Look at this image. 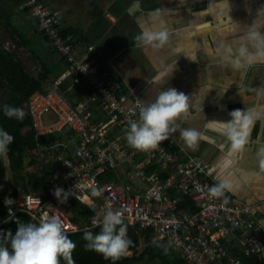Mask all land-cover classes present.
Here are the masks:
<instances>
[{
    "label": "crops",
    "instance_id": "crops-1",
    "mask_svg": "<svg viewBox=\"0 0 264 264\" xmlns=\"http://www.w3.org/2000/svg\"><path fill=\"white\" fill-rule=\"evenodd\" d=\"M2 1L0 44L34 77L48 74L44 92L51 90L59 77L66 93L74 90L68 65L53 52L37 24H32L29 17L35 18L30 11L25 5L17 7L12 0ZM41 1L59 12L62 32L70 37L76 57H95L103 68L117 69L130 97L147 104L158 92L174 87L190 98L187 113L176 123L181 128L197 129L198 141L188 147L177 132L161 144L167 146L173 141L182 158L203 164L214 185H225L231 197L250 205L264 227V61L239 69L222 61L224 46L235 51L248 27L253 25L264 34V0ZM146 30H166L167 44L161 48L143 44L139 37ZM91 47L93 51L89 52ZM248 47L255 51L252 44ZM83 93L74 101L88 104L91 120L107 121L103 111L89 102L88 93ZM7 97L0 89V101L7 102ZM236 109L252 121L245 145L239 151L232 150L223 125ZM118 132L119 129H112L111 138L118 137ZM56 136L65 141L71 134L66 130ZM72 148L74 144L67 151L70 157ZM134 161L144 164L146 173L160 181L175 179L173 172L160 169L143 154L135 155ZM11 180L12 183L7 180L5 192H15L12 177ZM99 182L115 184L126 197L143 194L149 186L126 164ZM169 195L179 206L182 197L172 190ZM72 202L78 201L70 196L61 205H70L71 209L65 210L75 218ZM80 204L88 206L87 201ZM151 237L158 239L152 232ZM139 244L146 247L144 237H140Z\"/></svg>",
    "mask_w": 264,
    "mask_h": 264
},
{
    "label": "built area",
    "instance_id": "built-area-1",
    "mask_svg": "<svg viewBox=\"0 0 264 264\" xmlns=\"http://www.w3.org/2000/svg\"><path fill=\"white\" fill-rule=\"evenodd\" d=\"M25 7L54 51L68 65L75 77L74 84L89 91V102L103 111L107 121L91 120L87 103L73 107L59 91L62 78L55 81L48 93L34 92L28 108L37 147L32 151L36 162L29 171L44 175L53 168L54 176L47 183L46 201L43 195L28 192L7 191L0 196V227L19 214L24 213L37 223L47 214L59 216L67 234H77L99 227L94 225V220L111 208L122 212L124 223L151 230L159 240L167 241L186 264H244L240 257L227 256L222 240L232 236L237 237L247 256L256 255L264 260V227L253 208L231 197L226 188L223 195L213 196L210 189L218 186L210 179L206 167L182 158L173 141L149 152L130 147L126 140L129 122L139 119L140 107L145 104L137 97H130L117 69L103 68L95 57L75 56L70 37L62 32L58 11L41 0H25ZM47 115L52 117L46 121ZM114 128L119 129L118 137L111 138ZM66 130L71 137L65 141L51 145L41 142L42 137ZM71 144L74 153L70 157L67 151ZM137 154L145 155L147 161L151 159L160 169L173 172L175 179L160 181L147 174L144 164L135 163ZM124 164L132 166L136 176L149 183L143 194L126 197L115 184H100V178ZM92 186L102 189V195L93 196ZM56 187L74 192L76 195L71 197L79 203L88 202L92 214L86 225L80 226L72 213L57 201L53 195ZM170 190L187 197L193 209L180 208L170 197Z\"/></svg>",
    "mask_w": 264,
    "mask_h": 264
},
{
    "label": "clouds",
    "instance_id": "clouds-1",
    "mask_svg": "<svg viewBox=\"0 0 264 264\" xmlns=\"http://www.w3.org/2000/svg\"><path fill=\"white\" fill-rule=\"evenodd\" d=\"M139 39L145 45L161 48L167 44L169 37L166 30H146ZM249 44H252L255 51L249 50ZM222 61L237 69L245 64L264 61V34L255 30L253 25L248 27L246 36L241 38L235 51L231 46H224ZM187 111L188 96L183 92L174 87L158 92L151 102L140 107L139 119L129 122L126 132L129 146L138 151H153L177 132L188 147L194 146L200 137L199 131L194 128H181L176 123ZM3 112L8 118L18 121H23L26 115L22 108L10 105H4ZM230 116L229 121L223 122L224 134L231 142L232 150L239 151L245 145L252 121L241 109L233 110ZM13 143L14 137L0 128V156L6 157L9 146ZM224 187L226 186L214 187L210 192L213 196H221ZM102 191L96 186L91 187L93 196L99 197ZM53 195L63 204L70 196L76 194L71 190L65 191L56 187ZM7 202L11 203V200ZM94 225L99 226L101 230L98 234L90 230L84 232L85 251H94L112 262L130 254L132 241L127 236V225L124 223L122 212L107 208L102 216L96 217ZM2 239L8 243L0 244V264H60L61 258L66 264H76L73 253L77 245L69 238L59 216L45 214L38 223H19L14 234L9 231Z\"/></svg>",
    "mask_w": 264,
    "mask_h": 264
},
{
    "label": "trees",
    "instance_id": "trees-1",
    "mask_svg": "<svg viewBox=\"0 0 264 264\" xmlns=\"http://www.w3.org/2000/svg\"><path fill=\"white\" fill-rule=\"evenodd\" d=\"M12 1H14L17 7L25 5V0ZM3 2L5 1L0 0V4H3ZM53 52L58 55L54 49ZM47 76L48 74H43L39 77H34L11 52L7 51V49L0 44V89H2L8 96L7 102L3 103L0 101V128L14 137V143L9 146V152L7 154L9 171L14 182V189L17 193L28 192L36 195L41 194L45 201L48 199L46 193L47 183L51 182L54 176V170L53 168H50L44 175L29 171V168H31L36 162V158L32 151L37 147V136L33 128L32 118L29 114L28 102L30 96L34 94V92L48 93V91L44 92L43 90V84L47 79ZM74 79L75 77L73 75L72 82H74ZM62 84L63 83L59 86V91L67 97L73 107L79 104L78 102H75L74 99H79L82 92H84L83 94L88 93L89 95L87 89H80L79 86L75 84L74 90L66 93V90L62 88ZM4 105L22 108L26 114L23 121H18L15 118H8L5 116L3 112ZM56 141H62L61 136L51 135L49 137L45 136L41 138V142L45 145H51ZM71 204L75 214L74 220L76 222L80 219L86 220L91 216L92 212L88 206L80 204L79 202H72ZM190 204L191 202L187 197L180 198V208L184 210H192L193 208ZM28 222L37 223L23 213L17 215L1 226L0 244L8 243L2 239L4 234L9 231L14 234L17 224ZM126 225L127 236L132 241L129 249L130 254L115 262L105 260L100 254L94 251L84 250L86 241L83 239V234L85 231L77 234H68L69 238L77 245L76 250L73 253V258L76 264H186L182 255L174 251L167 241L153 239L151 237L152 231H139L134 226L129 224ZM88 230L92 231L94 234H98L101 229L100 227H95ZM140 237H144L147 242L143 251L139 250ZM235 239H237V237L232 236L222 240V244L227 250L228 257H240L244 264H264V260H259L256 255L247 256L244 253L243 248L239 245V242L237 243ZM60 264H66V262L61 258Z\"/></svg>",
    "mask_w": 264,
    "mask_h": 264
},
{
    "label": "rangeland",
    "instance_id": "rangeland-1",
    "mask_svg": "<svg viewBox=\"0 0 264 264\" xmlns=\"http://www.w3.org/2000/svg\"><path fill=\"white\" fill-rule=\"evenodd\" d=\"M29 18H30L32 24L33 25H36L35 19H33L31 16ZM51 117H52V115L49 118H48V116H46L45 117V120L46 119H50ZM70 153H72V155H73L74 148H72V150L70 151ZM7 180L12 183L11 174H10L9 167H8V158H7V156L6 157L5 156H0V196H2L5 193L6 189H7V183H8ZM11 186H12V184H11ZM65 208L68 209V210L71 209L70 205L65 206ZM77 222L80 225L84 226V225H86L88 223V220L80 219ZM144 248H145V245H142V246H140V249L139 250L140 251H143Z\"/></svg>",
    "mask_w": 264,
    "mask_h": 264
},
{
    "label": "snow or ice",
    "instance_id": "snow-or-ice-1",
    "mask_svg": "<svg viewBox=\"0 0 264 264\" xmlns=\"http://www.w3.org/2000/svg\"><path fill=\"white\" fill-rule=\"evenodd\" d=\"M188 99H190V98L188 97Z\"/></svg>",
    "mask_w": 264,
    "mask_h": 264
}]
</instances>
